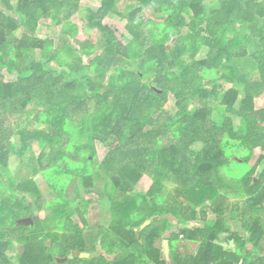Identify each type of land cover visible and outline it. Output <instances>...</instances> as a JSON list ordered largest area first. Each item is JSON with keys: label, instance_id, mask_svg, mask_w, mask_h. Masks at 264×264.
Listing matches in <instances>:
<instances>
[{"label": "trees", "instance_id": "trees-1", "mask_svg": "<svg viewBox=\"0 0 264 264\" xmlns=\"http://www.w3.org/2000/svg\"><path fill=\"white\" fill-rule=\"evenodd\" d=\"M87 2L0 0V264H16L14 251L18 264H67L100 237L104 254L72 262L167 264L156 247L166 234L172 264H264V0H100L82 16ZM52 27L58 43L39 36ZM13 154L33 177L13 172ZM58 174L72 179L65 190ZM145 175L151 187L137 192ZM87 184H102L111 211L97 232L75 218L90 200L67 195ZM209 210L218 222L193 229ZM35 211L47 215L20 225ZM168 215L186 226L172 231ZM181 237L199 244L194 255Z\"/></svg>", "mask_w": 264, "mask_h": 264}, {"label": "rangeland", "instance_id": "rangeland-1", "mask_svg": "<svg viewBox=\"0 0 264 264\" xmlns=\"http://www.w3.org/2000/svg\"><path fill=\"white\" fill-rule=\"evenodd\" d=\"M15 1V0H13ZM100 0H88L87 3L83 4V11H82V16L84 15H87L89 14L88 12L91 10H97L96 6L94 5V3L98 2ZM105 24L106 25H109L117 34V36L127 42V38H128V35H126V32H125V29H124V24L123 23H118L117 21H114V20H111V19H107L105 21ZM60 29L61 27H58V28H55V27H52V28H45L42 32L39 33V36L41 37H44V38H55V41L58 43L59 42V39H58V36H59V33H60ZM170 47V46H168ZM201 57H199L198 59H200ZM89 62V61H88ZM257 77V75H256ZM152 83V81L150 82ZM152 84H155V83H152ZM232 87V84H228L226 86V88H230ZM200 104V103H199ZM256 105L258 107H262L264 106V95H260V96H257L256 98ZM167 110H168V113H170L171 116H175L176 115V112H177V106H176V98L174 97L173 94H170V96H168V101H167ZM97 147H98V151H99V157H98V160L101 162L104 160V158L106 157L107 155V147H105L103 144H101V142H97ZM202 148L201 145H197L195 146V149L196 151L197 150H200ZM262 154V151H257V154H256V157H254L253 159V164L255 163V161L257 160L258 156ZM240 156H235V158L239 159ZM39 160L41 159V155H39ZM22 163H23V160L18 157L16 154H13L10 161H9V165H10V168H12L13 172H20L25 176V177H33L34 176V172L30 171V168L28 166H22ZM263 167L264 166H259L258 169H257V173H256V177L259 178V174L260 172L263 171ZM38 182L40 184V187H41V191H42V194L44 196V199L45 200H48V201H54L55 198L57 197L56 194L57 192L52 189L50 187V183L48 181V179L44 176H38ZM72 179H69V176H66V175H62V174H58V175H55L53 177V183L57 185L56 187V190L58 191H62V190H65L62 186V184L64 182L66 183H70ZM258 179H256L257 181ZM72 183V182H71ZM151 184H152V180L151 178L149 177V175H145V177L141 180L140 184L138 185V187L136 188V191L137 192H143V191H147L149 190V188L151 187ZM92 184H87V188H85V190H83V188H75L76 185H74V189H71L69 190V192L67 193V195L71 196V199H74V198H77L79 195H84V197L88 200H90V209H89V213H88V218L85 220L84 218V215L82 214L81 211H78V213L75 215V218L77 219V221L79 223H81V225L83 227H88L87 231H98L99 230V225L103 226L104 228H107L109 226V224L111 223V211L110 209L108 208H105L102 204L99 203V201H97V198L98 199H102V198H105V196L102 195L101 193V185L102 184H99L97 187L95 188H92L91 186ZM10 199V197L8 198ZM241 207H244V205H241ZM35 216H34V219L33 218H29L30 220V223L29 224H33L32 222V219L33 220H39L40 218H44L45 215H47V213H40L39 211H35ZM230 214V213H229ZM43 215V216H42ZM166 218H168V220L171 221L172 223V226H173V230L172 231H178L180 228L182 227H185L186 225L185 224H179L177 219H175L174 217L168 215ZM205 219H199L195 222H192L191 223V226L192 228H196V227H205L208 222L209 223H217L218 222V215L212 211V210H209L207 211V215H206V220L203 221ZM229 223H231V227L234 231L238 232L240 234V236H243L244 237H247V233L245 232V230L243 229V225L241 223L240 220H232V219H229L228 220ZM20 225L23 224L22 221L19 222ZM8 229H11V227H9ZM140 229V228H139ZM139 229L137 231H139ZM168 234H166V236L164 237V241L166 240ZM225 239H227L228 234H225ZM102 237H100V239L97 241L96 244H90L88 246V248H86L87 252L86 253H89V254H92V255H95V254H104V252L102 251L101 249V246H100V241L102 240L101 239ZM13 239V237H12ZM98 244V245H97ZM219 245H221V247L225 250V251H234L235 250V245L234 243H228L227 241H222V243H219ZM97 246L98 247V251H94V247ZM177 246L178 248L180 249V251L185 254V255H194L197 251H198V248H199V244L198 243H190V242H187L185 241L182 237L180 239V242L177 243ZM156 247L159 248L161 250V257L163 260H166L167 261V264H172L171 262V259H170V252H168V256H166V254L164 253V249H163V240L162 239H159L158 241H156ZM17 251H14V254H16ZM254 253L257 255V252L254 251ZM63 260V259H62ZM82 262H87L86 260L84 259H81ZM84 260V261H83ZM72 261H75V259H71L68 261L67 264H75L76 262H72Z\"/></svg>", "mask_w": 264, "mask_h": 264}, {"label": "water", "instance_id": "water-1", "mask_svg": "<svg viewBox=\"0 0 264 264\" xmlns=\"http://www.w3.org/2000/svg\"><path fill=\"white\" fill-rule=\"evenodd\" d=\"M29 220L30 219H27V220H24L22 222H23V224H29L30 223ZM33 221L34 220L32 219V222ZM150 224H151V221L148 220L140 227L139 232L137 234L138 239L140 238V231H142L144 228H146ZM163 249H164V253L166 254V256H168V252H170V247H168V241H166V240L163 241ZM97 256H99V254L92 255V254H88V253H82L81 251H77V252H74L71 255H69L68 258H65L64 261H66L68 259H76V258H92V257L95 258Z\"/></svg>", "mask_w": 264, "mask_h": 264}, {"label": "flooded vegetation", "instance_id": "flooded-vegetation-1", "mask_svg": "<svg viewBox=\"0 0 264 264\" xmlns=\"http://www.w3.org/2000/svg\"><path fill=\"white\" fill-rule=\"evenodd\" d=\"M10 255L12 256L14 262H16V264H18L17 263V255H18V252L16 254H14V252H11Z\"/></svg>", "mask_w": 264, "mask_h": 264}, {"label": "bare ground", "instance_id": "bare-ground-1", "mask_svg": "<svg viewBox=\"0 0 264 264\" xmlns=\"http://www.w3.org/2000/svg\"><path fill=\"white\" fill-rule=\"evenodd\" d=\"M43 216V215H42ZM89 254V253H88Z\"/></svg>", "mask_w": 264, "mask_h": 264}]
</instances>
